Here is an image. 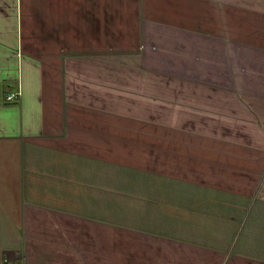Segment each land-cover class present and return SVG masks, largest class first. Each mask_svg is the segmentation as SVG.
Here are the masks:
<instances>
[{"label": "crops", "instance_id": "obj_1", "mask_svg": "<svg viewBox=\"0 0 264 264\" xmlns=\"http://www.w3.org/2000/svg\"><path fill=\"white\" fill-rule=\"evenodd\" d=\"M0 264H264V0H0Z\"/></svg>", "mask_w": 264, "mask_h": 264}, {"label": "built area", "instance_id": "obj_2", "mask_svg": "<svg viewBox=\"0 0 264 264\" xmlns=\"http://www.w3.org/2000/svg\"><path fill=\"white\" fill-rule=\"evenodd\" d=\"M16 99H17V96L15 93H11V94L5 96V98H4L5 102H14V101H16Z\"/></svg>", "mask_w": 264, "mask_h": 264}]
</instances>
